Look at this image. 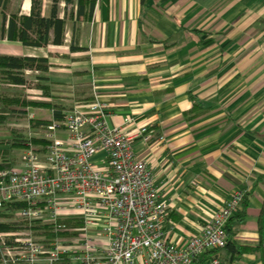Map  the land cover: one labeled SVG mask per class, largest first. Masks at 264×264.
Segmentation results:
<instances>
[{"label":"crops","instance_id":"crops-1","mask_svg":"<svg viewBox=\"0 0 264 264\" xmlns=\"http://www.w3.org/2000/svg\"><path fill=\"white\" fill-rule=\"evenodd\" d=\"M32 1L43 17L55 2L7 0V17L29 15ZM56 6L64 22L60 44L0 38V54L49 64L43 73L25 70V85L0 83V95L18 90L65 111L97 98L108 107L110 127H148L133 150L166 204L169 242L183 247L241 190L244 199L225 227L240 250L219 255L232 264H264V0H57ZM42 109L50 116L30 110L29 116L53 121L52 109ZM20 123L9 125L41 136L40 126ZM10 134L0 128V150H9L1 140Z\"/></svg>","mask_w":264,"mask_h":264},{"label":"built area","instance_id":"built-area-1","mask_svg":"<svg viewBox=\"0 0 264 264\" xmlns=\"http://www.w3.org/2000/svg\"><path fill=\"white\" fill-rule=\"evenodd\" d=\"M107 116L97 98L74 106L62 121L40 126V137L49 140L45 151L30 145L20 165L0 171V210L22 204L0 222L25 223L0 230V264H193L204 251L225 246V227L244 192H232L178 247L167 238L166 204L153 174L133 150V141L151 130L125 132L110 127ZM205 264L232 262L213 257Z\"/></svg>","mask_w":264,"mask_h":264},{"label":"trees","instance_id":"trees-1","mask_svg":"<svg viewBox=\"0 0 264 264\" xmlns=\"http://www.w3.org/2000/svg\"><path fill=\"white\" fill-rule=\"evenodd\" d=\"M54 1L48 17H43L40 14V10L36 9L34 1H32L29 15L13 13L7 17L5 7L7 0H0V38L16 40L25 46L31 47L46 46L50 41L55 44H60L63 38L64 22L57 16V0ZM50 33L53 35L52 38H50ZM77 48L78 47L71 46V49ZM48 65V61L44 57L0 54V83H10L17 86L25 85L27 84V80L24 76L25 70L43 73L48 69ZM37 78L39 80L45 79L42 75H39ZM39 86L44 90L47 89V85L45 84L39 83ZM31 108L52 109L54 121H62L66 112L65 108L52 104L51 102L27 99L25 93L22 91L17 90L11 94H3L2 92L0 95V128H9L11 134L8 139L1 140V142L9 145V150H0V171H8L15 166L13 162L14 156L12 154L17 150H24L30 145L38 152H43L47 148L49 140L42 137L29 136L25 134V128L9 125L11 123L26 121L30 128H38L41 125L51 122L30 117L29 110ZM21 206L22 204L17 202L6 203L0 210V217L5 216L9 218L11 212ZM19 224L22 226L25 223L21 221ZM19 224L9 220L0 222V230L14 229L17 228ZM25 226L27 227V225ZM40 230L39 227L33 228V232L36 234H39L41 232ZM221 249L234 252L236 249L240 250V246H237L234 241L227 238V242L223 248H214L204 251L194 258L193 264H205L213 257L221 258L219 255Z\"/></svg>","mask_w":264,"mask_h":264},{"label":"rangeland","instance_id":"rangeland-1","mask_svg":"<svg viewBox=\"0 0 264 264\" xmlns=\"http://www.w3.org/2000/svg\"><path fill=\"white\" fill-rule=\"evenodd\" d=\"M30 114H33L37 118L50 116V112L47 111V110H44L42 108H34V109H31L30 110ZM20 124H22V125L24 124L26 126L27 125V122L20 123ZM2 134L5 135V136H8V134H6L5 132H3ZM56 136L57 137H60L59 134H56ZM12 155L14 156V159H15V162H16V165L15 166L20 165V163L22 162V150H17L15 152H13ZM97 164L100 165V162H97Z\"/></svg>","mask_w":264,"mask_h":264},{"label":"water","instance_id":"water-1","mask_svg":"<svg viewBox=\"0 0 264 264\" xmlns=\"http://www.w3.org/2000/svg\"><path fill=\"white\" fill-rule=\"evenodd\" d=\"M263 251H264V249H263Z\"/></svg>","mask_w":264,"mask_h":264}]
</instances>
